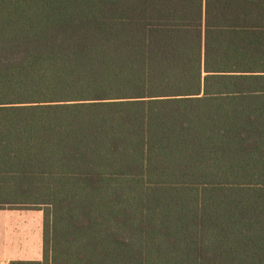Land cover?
Masks as SVG:
<instances>
[{
  "label": "trees",
  "instance_id": "trees-1",
  "mask_svg": "<svg viewBox=\"0 0 264 264\" xmlns=\"http://www.w3.org/2000/svg\"><path fill=\"white\" fill-rule=\"evenodd\" d=\"M5 209L12 264H264V0H0Z\"/></svg>",
  "mask_w": 264,
  "mask_h": 264
},
{
  "label": "crops",
  "instance_id": "crops-1",
  "mask_svg": "<svg viewBox=\"0 0 264 264\" xmlns=\"http://www.w3.org/2000/svg\"><path fill=\"white\" fill-rule=\"evenodd\" d=\"M30 211L0 210V264L42 262L43 228Z\"/></svg>",
  "mask_w": 264,
  "mask_h": 264
},
{
  "label": "rangeland",
  "instance_id": "rangeland-1",
  "mask_svg": "<svg viewBox=\"0 0 264 264\" xmlns=\"http://www.w3.org/2000/svg\"><path fill=\"white\" fill-rule=\"evenodd\" d=\"M30 214L36 217L41 222L42 228H43V212L42 211H30Z\"/></svg>",
  "mask_w": 264,
  "mask_h": 264
}]
</instances>
